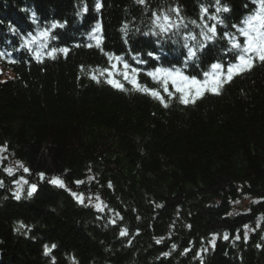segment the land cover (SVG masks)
I'll use <instances>...</instances> for the list:
<instances>
[{
	"label": "trees",
	"instance_id": "trees-1",
	"mask_svg": "<svg viewBox=\"0 0 264 264\" xmlns=\"http://www.w3.org/2000/svg\"><path fill=\"white\" fill-rule=\"evenodd\" d=\"M223 1L232 19L245 10L244 0ZM101 2L97 12L96 0H0V51L9 24L35 31L34 9L39 26L67 21L52 42L70 48L67 57L43 55V63L26 50L13 56L16 63L0 58L6 71L0 72V146H7L0 153V264H264V64L188 106L173 99L165 108L148 95L96 83L88 74L107 59L82 38L93 16L102 14L105 51L143 56L153 48L152 39L134 31L148 30L150 13L135 0ZM149 2L152 10L179 5L191 19L211 0ZM125 21L133 29L127 45ZM213 55H223L220 45ZM140 80L157 87L146 75ZM53 177L83 193L84 203L48 183ZM21 179L38 189L17 201L13 181ZM21 223L26 227L17 231ZM122 229L127 236L119 235ZM53 244L45 255L44 246Z\"/></svg>",
	"mask_w": 264,
	"mask_h": 264
},
{
	"label": "snow or ice",
	"instance_id": "snow-or-ice-1",
	"mask_svg": "<svg viewBox=\"0 0 264 264\" xmlns=\"http://www.w3.org/2000/svg\"><path fill=\"white\" fill-rule=\"evenodd\" d=\"M135 2L143 7L145 13H150V26L147 31H142L140 28H135L134 31L144 37H155L154 44L160 46V52L156 50L155 46L152 51L147 52V56L154 62V67L150 70L139 67V65L148 63V60L141 58L140 53L131 52V61H129L123 55L105 51L103 48L102 24L97 21L88 34V39L95 41V47L100 49L108 64L107 67H97L89 72L88 75L92 81L107 83L121 91L131 90L148 95L159 101L165 108L169 106L173 99L178 100L181 105L188 106L196 104L205 94L220 95L223 86L230 83L236 76L250 72L257 63L264 64V0H251L254 5L253 9L239 23L231 24L230 27L234 31L229 30L226 17L222 15L223 13H230L231 8L226 3H222V0H213L212 4L201 3L199 5L198 20L187 21L181 14L179 5L152 10L149 0H135ZM102 7L101 0H96L95 10L99 12ZM245 7H248V5L245 4ZM210 8L213 10L210 11ZM22 11H28V9H22ZM87 11V4H84L77 15L80 16L87 13ZM31 19L33 23L37 24L34 33L21 34L14 25H8L9 30L20 37L21 43L17 50H26L39 63H43L41 59L43 55L53 60L58 55L67 57L70 52L69 47H50L51 42L59 38L54 34L55 31L65 28L67 21H52L47 26H39L35 12L31 13ZM189 25L194 27L190 28ZM195 29H199V31L197 32ZM132 31L129 22L125 21L121 25L125 45L128 44V37ZM168 43L175 45L176 50L179 51V56L174 57L179 62L178 65L164 66L163 64V61L167 60V55L163 54V47ZM217 45H220L223 54L219 59L213 55ZM74 46L79 47L80 45L76 44ZM85 46L92 47L93 44L89 43ZM224 56H227L228 59L224 60ZM0 58L7 59L8 63L17 62L12 54L6 51H0ZM207 60L213 61L208 65L207 70H202L195 75L187 73L189 68H201V65ZM83 68L82 65L81 70ZM141 74L146 75L157 87H149L147 84L142 83L140 80ZM126 84L131 85V89L126 88ZM6 151V145L0 146V153ZM16 163L23 169V172L30 171L20 161ZM4 171L10 176L15 173L14 168H5ZM38 175L40 180L43 181L45 174L39 173ZM89 179L92 178L89 177ZM13 183L16 187L12 192V196L17 201L22 198L33 197L38 189L37 184L29 183L26 179L14 180ZM48 183L66 189L65 182L60 177H53ZM75 183L81 184L83 181H75ZM25 185H27L26 189ZM0 187H3V181H0ZM109 187H111L110 182ZM66 190L70 191V194L79 203H84L83 193L78 194L71 192L69 189ZM97 200L99 201L100 198L97 197ZM96 208L98 211H103L100 203L96 205ZM110 223L115 226L116 221L112 220ZM24 227L26 226L21 223L16 230L19 231ZM244 227L245 229L248 228L247 225ZM119 235L121 237L127 236V229H122ZM216 237L217 234H213L212 240L209 241L213 248L215 247ZM240 238L239 235L235 237L237 240ZM223 239L228 240L229 235L225 233ZM244 239H248L247 232L244 233ZM160 242V240H157V243ZM55 247V244L45 245V255L52 252ZM175 247L176 245H172L173 249ZM188 251H191V249H185V254ZM207 251L208 249L205 248L201 252H197L196 255L198 257L202 256ZM162 255L167 257L169 253H162ZM53 264H55L54 261Z\"/></svg>",
	"mask_w": 264,
	"mask_h": 264
},
{
	"label": "rangeland",
	"instance_id": "rangeland-1",
	"mask_svg": "<svg viewBox=\"0 0 264 264\" xmlns=\"http://www.w3.org/2000/svg\"><path fill=\"white\" fill-rule=\"evenodd\" d=\"M14 165V164H13ZM243 202H246V201H243Z\"/></svg>",
	"mask_w": 264,
	"mask_h": 264
}]
</instances>
